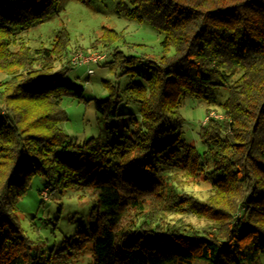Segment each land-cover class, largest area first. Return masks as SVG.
<instances>
[{"label": "trees", "instance_id": "obj_1", "mask_svg": "<svg viewBox=\"0 0 264 264\" xmlns=\"http://www.w3.org/2000/svg\"><path fill=\"white\" fill-rule=\"evenodd\" d=\"M59 3L0 0V264H49L17 215L36 175L55 187L83 185L97 197L90 232L68 238L64 252L77 253L88 239L95 264H263L264 0H119L118 13L164 38L162 55L150 58L126 55L113 29L102 35L112 48L105 65L123 73L140 61L149 66L145 83L129 88L140 114L130 119V134L111 144L94 137L78 144L63 130L64 97L84 98L67 80L74 66L68 32L59 29L50 47L33 48L23 37L57 14ZM106 86L110 94L96 107L110 119L120 115L121 98L118 87ZM220 87L228 90L223 115L202 123L200 152L173 121L186 97L209 101ZM205 166L208 201L184 200L176 174ZM179 201L210 212L217 225L162 222L167 205Z\"/></svg>", "mask_w": 264, "mask_h": 264}, {"label": "rangeland", "instance_id": "obj_2", "mask_svg": "<svg viewBox=\"0 0 264 264\" xmlns=\"http://www.w3.org/2000/svg\"><path fill=\"white\" fill-rule=\"evenodd\" d=\"M118 1L60 0L57 14L23 33V37L33 48L40 45L50 47L59 29H65L69 34L72 52L68 60L74 66L68 72L67 80L83 90L84 98L74 95L64 97L63 107L68 119L63 122L62 127L70 139L78 144L92 137L111 144L130 134V119L139 116L140 105L134 100L129 88L134 84L145 83L149 66L147 62L140 61L135 65V72L123 73L122 68L113 69L102 61L74 64L73 57L81 51H101L111 55L112 48L106 45V41L100 40L106 29L119 33L120 39L115 44L126 55H144L150 58L162 55L164 34L148 23H140L118 13ZM61 65L57 62L56 67ZM89 69H93L92 74H89ZM106 82L118 87L121 98L118 103L120 115L110 119L96 107L97 100H105L110 94ZM227 96V88L220 87L209 101L186 97L178 110V117L173 124L181 126L182 137L200 152L205 150V144L199 136L200 127L209 119L210 114L223 115L221 103ZM206 169L207 166L199 174L188 175L183 170L176 174L175 184L180 188L178 192L184 200L208 201L212 194V183L205 175ZM180 202L182 201L172 207L171 204L167 205L162 222L203 230H210L217 225V219L213 220L210 216L214 215L210 212L203 210L197 213L186 208L185 201ZM96 203L97 197L88 187H55L54 183H48L46 178L36 175L30 180L27 192L18 204L17 215L26 234L33 241L34 251L43 256L44 262L95 264L92 240L83 239L80 243L82 249L77 253L64 252L62 248L68 243V238L77 237L82 229L90 232L91 211ZM160 207L165 209L164 204ZM260 259L264 264V253Z\"/></svg>", "mask_w": 264, "mask_h": 264}, {"label": "built area", "instance_id": "obj_3", "mask_svg": "<svg viewBox=\"0 0 264 264\" xmlns=\"http://www.w3.org/2000/svg\"><path fill=\"white\" fill-rule=\"evenodd\" d=\"M106 58V54L101 51H93V52H79L73 57L74 64H82V63H91L96 62L99 63ZM89 74L93 73V69H89ZM211 116L218 117V114H210Z\"/></svg>", "mask_w": 264, "mask_h": 264}]
</instances>
